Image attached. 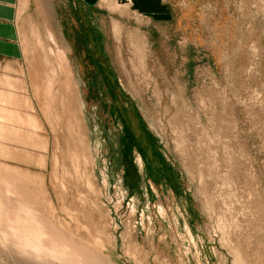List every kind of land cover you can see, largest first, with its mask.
Returning a JSON list of instances; mask_svg holds the SVG:
<instances>
[{"label": "rangeland", "instance_id": "1", "mask_svg": "<svg viewBox=\"0 0 264 264\" xmlns=\"http://www.w3.org/2000/svg\"><path fill=\"white\" fill-rule=\"evenodd\" d=\"M35 1L0 74V264H65L44 254L63 242L97 264H264V0H161L151 38L103 0L109 34L80 10L73 56L58 2ZM22 228L45 230L43 261Z\"/></svg>", "mask_w": 264, "mask_h": 264}, {"label": "crops", "instance_id": "2", "mask_svg": "<svg viewBox=\"0 0 264 264\" xmlns=\"http://www.w3.org/2000/svg\"><path fill=\"white\" fill-rule=\"evenodd\" d=\"M56 11L60 18V27L62 37L56 40L59 43H66V48L69 49V55L75 54L77 34L79 32L80 10L85 12V17L92 21L91 25L96 24V19L101 27V34H109L110 24L108 20L109 10L104 9L101 5L103 0H99L97 5L90 6L84 0H56ZM35 0H0V74L7 73L13 65L20 64L24 60L23 34L24 26L29 19L32 5ZM125 5V4H123ZM128 7L123 18L126 22L123 23L124 28L148 35L156 34L158 30V21L154 18L134 11L132 4ZM103 12H106L104 14ZM110 14V13H109ZM123 20V21H124ZM107 21V22H106ZM112 22L116 24L112 18ZM134 23V24H132ZM136 25V27H134ZM111 26V25H110ZM70 28V33L68 29ZM78 29V31H77ZM69 34V40L66 41ZM148 38V37H147ZM148 38V39H149ZM152 40V39H150ZM149 40V41H150ZM64 41V42H63ZM72 61V60H71ZM73 66V63H70Z\"/></svg>", "mask_w": 264, "mask_h": 264}, {"label": "bare ground", "instance_id": "3", "mask_svg": "<svg viewBox=\"0 0 264 264\" xmlns=\"http://www.w3.org/2000/svg\"><path fill=\"white\" fill-rule=\"evenodd\" d=\"M122 0H120V3H122L121 2ZM97 5V4H96ZM125 5H129V4H125ZM135 11V10H134ZM10 93V92H9ZM2 127H4V126H2ZM7 127V126H6ZM0 128H1V126H0ZM6 129V128H5ZM1 130V129H0ZM5 198V197H4ZM7 198H9V196L7 197ZM0 200H1V198H0ZM12 200V199H11ZM8 201V200H7ZM1 202H3V201H1ZM14 202V201H13ZM7 203V202H6ZM15 203V202H14ZM8 204V203H7ZM10 204H11V202H10ZM9 205V204H8ZM22 205H24V204H22ZM1 206V205H0ZM16 206V205H15ZM19 206V207H18ZM17 207H16V211L18 212V210H17V208H20V211H21V205H18ZM3 207V206H2ZM2 207H0V208H2ZM10 207H12V206H10ZM22 207H25V206H22ZM4 208V207H3ZM2 208V209H3ZM7 208V207H6ZM6 208H5V210H6ZM26 208V207H25ZM1 210V209H0ZM9 210H10V208H9ZM23 210V209H22ZM25 210V209H24ZM16 211H14V212H16ZM26 211V210H25ZM6 212V211H5ZM23 212V211H22ZM23 213H25L24 215H26V212H23ZM18 214V213H17ZM6 215V214H5ZM27 215H29V216H31L30 215V213L28 214L27 213ZM26 215V216H27ZM20 216V215H19ZM4 217V216H3ZM15 217H16V215H15ZM25 217V216H24ZM28 217V216H27ZM17 218V217H16ZM21 218V217H20ZM30 218V217H29ZM28 218V219H29ZM22 219V218H21ZM33 219V218H32ZM26 220H27V218H26ZM24 221H25V219H24ZM29 221V220H28ZM28 221H26V223L28 222ZM34 221V220H33ZM32 221V222H33ZM30 222V221H29ZM25 224V223H24ZM28 224V223H27ZM26 224V225H27ZM30 224V223H29ZM29 224H28V226H29ZM36 224H37V222H36ZM36 224H35V221H34V225L36 226ZM38 224H40V222L38 223ZM38 226V225H37ZM42 226H43V224H42ZM41 226V227H42ZM27 227V226H26ZM30 227V226H29ZM32 227V226H31ZM40 227V226H39ZM38 227V228H39ZM40 227V228H41ZM38 228H36L37 230H38ZM42 229H40V231L38 230V231H33V230H28L27 231V229L26 228H22V229H20L19 230V235H20V237L18 238V240H16V239H14L15 241H14V243H15V245L17 246V248L19 249V252H21V253H23L24 255H22V256H25V255H27V256H29V257H31V258H33V259H35V260H37V261H40L41 259H42V261H43V259H44V254H46V256L48 257V260H50V262H51V260H53V259H55L56 260V262L57 261H61V262H64L65 264H97V258L95 257V255L94 254H91V253H87V251H85L84 249H77V247L76 248H73V246H71V245H68L66 242H65V244H64V242L63 241H60L59 239H57L58 241H57V243L56 244H54V249L55 248H57V246H60L61 245V242H63L62 243V248L63 249H61V250H53V249H51V251L49 250V252H45L46 251V249H42V247H41V245H40V243H43L45 240H43V238H44V235H43V233L45 232V230H44V232L43 231H41ZM43 232V233H42ZM50 232V231H49ZM46 234H47V232H46ZM49 234V233H48ZM53 236V235H52ZM43 237V238H42ZM1 238V244L2 243H4L5 242V238H4V235H3V238L5 239H3L2 237H0ZM45 239V238H44ZM48 239V238H47ZM50 239V238H49ZM10 240V239H9ZM41 240H42V242H41ZM51 240V239H50ZM66 241V240H65ZM7 243V242H6ZM6 243H5V245H6ZM9 243V242H8ZM48 243V242H47ZM44 244V243H43ZM55 245H57L56 247H55ZM0 246H2V245H0ZM4 246V245H3ZM7 246V245H6ZM12 246H14V244L12 245ZM53 246V245H52ZM51 246V247H52ZM41 247V248H40ZM75 247V246H74ZM2 248V247H1ZM14 248V247H13ZM47 248V247H46ZM50 248V247H49ZM48 248V249H49ZM4 249H5V247H4ZM16 248H14V250H15ZM45 252V253H44ZM42 253H44L43 255H42ZM68 253H70V255H76L75 257H76V260H75V258L74 259H71V260H69V259H65V258H63V257H65V255H67L68 256ZM49 258H51V259H49ZM54 261V260H53ZM46 262V261H45ZM49 262V261H48Z\"/></svg>", "mask_w": 264, "mask_h": 264}, {"label": "water", "instance_id": "4", "mask_svg": "<svg viewBox=\"0 0 264 264\" xmlns=\"http://www.w3.org/2000/svg\"><path fill=\"white\" fill-rule=\"evenodd\" d=\"M88 5L94 6L99 0H84ZM122 4H132L135 11L150 16L157 21H168L171 19L167 7L163 6L161 0H122Z\"/></svg>", "mask_w": 264, "mask_h": 264}]
</instances>
